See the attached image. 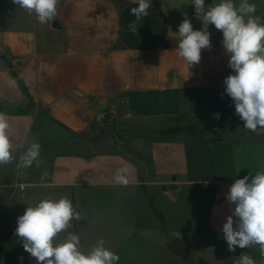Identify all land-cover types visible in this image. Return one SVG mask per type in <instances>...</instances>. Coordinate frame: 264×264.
Returning a JSON list of instances; mask_svg holds the SVG:
<instances>
[{
    "label": "crops",
    "instance_id": "0c3cea01",
    "mask_svg": "<svg viewBox=\"0 0 264 264\" xmlns=\"http://www.w3.org/2000/svg\"><path fill=\"white\" fill-rule=\"evenodd\" d=\"M148 2L136 21L138 0H59L53 21L41 24L0 0V113L14 156L0 166V264H38L15 235L17 219L61 197L80 213L68 232L81 250L103 239L118 264H234L237 251L261 261L258 246L231 252L223 238L234 207L226 193L264 170V134L244 127L225 93L234 72L222 32L209 25L211 48L189 67L177 33L184 12L194 30L203 26L192 0ZM249 3L264 17V0ZM32 142L41 145L39 166L20 168ZM122 168L127 184L115 179ZM188 211L202 224L187 231L180 259L165 245L185 233L170 227L186 223Z\"/></svg>",
    "mask_w": 264,
    "mask_h": 264
},
{
    "label": "clouds",
    "instance_id": "9594fccd",
    "mask_svg": "<svg viewBox=\"0 0 264 264\" xmlns=\"http://www.w3.org/2000/svg\"><path fill=\"white\" fill-rule=\"evenodd\" d=\"M15 5L34 14L41 24L53 21L57 15L59 0H12ZM195 16L202 21V28L194 30L186 12L178 26L180 37L177 54L189 67L199 64L201 51L211 48L209 25L222 32L221 41L230 57L228 67L234 74L228 75L223 83L225 93L232 99L235 114L244 122V127L257 134H264V17L255 15L257 6L249 0H220L219 3L205 6V0H192ZM151 4L148 0H138L130 14L136 21L148 16ZM130 31L137 33V25H128ZM215 119L220 114H214ZM10 128L6 114L0 113V166L13 161V144L8 135ZM41 145L30 143L20 156L19 167L29 168L34 162L39 166ZM127 169H118L115 179L127 184ZM230 205L231 215L223 224V238L228 250L258 246L264 264V170L254 175L235 179L225 196ZM236 218L235 220L233 218ZM80 219V213L72 202L61 197L45 198L34 207L29 206L17 219L15 235L22 241L24 250L38 264H118V254L104 246L100 239L87 252L81 250L80 238L68 232L73 220ZM235 224V227H234ZM61 233H67L57 242ZM23 260V257H20ZM234 264H257L248 254L236 257Z\"/></svg>",
    "mask_w": 264,
    "mask_h": 264
},
{
    "label": "rangeland",
    "instance_id": "374dc122",
    "mask_svg": "<svg viewBox=\"0 0 264 264\" xmlns=\"http://www.w3.org/2000/svg\"><path fill=\"white\" fill-rule=\"evenodd\" d=\"M204 204V202H201L199 201V206H201L200 208V211L202 212V205ZM197 213V212H196ZM188 214L190 215L186 221V223H174L170 228H172V231H178V232H185L184 234L183 233H179V235H175V236H178V240L180 242L181 245H185L186 244V240H188V232H191V231H194L198 228H201V224H202V220L200 219V217H195L193 214H192V211H188ZM190 235V234H189ZM196 237H199L202 241L203 240H211V237L209 236H206L204 234H201V235H197V234H192ZM174 238V237H173ZM177 238V237H176ZM199 240V241H201Z\"/></svg>",
    "mask_w": 264,
    "mask_h": 264
},
{
    "label": "water",
    "instance_id": "95a60500",
    "mask_svg": "<svg viewBox=\"0 0 264 264\" xmlns=\"http://www.w3.org/2000/svg\"><path fill=\"white\" fill-rule=\"evenodd\" d=\"M166 248L167 250L172 253L173 255L177 256L180 259L185 258V254H184V250L182 245L180 244L178 238L174 237L172 239H170L167 243H166ZM242 253L237 251L235 256H240Z\"/></svg>",
    "mask_w": 264,
    "mask_h": 264
},
{
    "label": "trees",
    "instance_id": "16d2710c",
    "mask_svg": "<svg viewBox=\"0 0 264 264\" xmlns=\"http://www.w3.org/2000/svg\"><path fill=\"white\" fill-rule=\"evenodd\" d=\"M12 75L14 76V78L18 81L17 75L15 74V72L12 71ZM19 82V81H18Z\"/></svg>",
    "mask_w": 264,
    "mask_h": 264
}]
</instances>
